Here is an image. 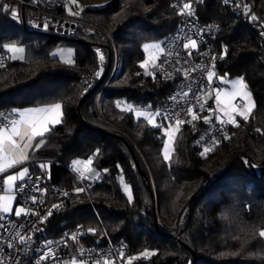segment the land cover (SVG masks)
<instances>
[{
	"label": "trees",
	"instance_id": "1",
	"mask_svg": "<svg viewBox=\"0 0 264 264\" xmlns=\"http://www.w3.org/2000/svg\"><path fill=\"white\" fill-rule=\"evenodd\" d=\"M80 1L82 7L73 3L70 13L62 0L60 12L75 22L71 36H63L28 27L34 9L17 2L13 18L14 1L0 0V43H19L25 51L23 59L0 70V109L52 103L62 108L61 123L39 137L44 144L0 173L22 166L35 172L43 164L50 184L72 192L62 210L40 222L35 246L81 225L94 243L120 242L127 264H264V36L256 30L264 25V0H242L249 6L245 18L233 0H192L201 20L218 26L215 76H240L255 104L247 120L237 116L236 124L220 127L208 152L198 141L201 126L181 124L168 160L161 129L117 105L124 100L156 110L164 102L170 84L144 72L142 45L172 34L180 13L171 0ZM57 43L73 45L72 63L51 55ZM99 66L97 82L83 87L81 74ZM77 158H89L95 174L79 193ZM121 180L131 187V201ZM143 250L150 253L141 255Z\"/></svg>",
	"mask_w": 264,
	"mask_h": 264
},
{
	"label": "built area",
	"instance_id": "2",
	"mask_svg": "<svg viewBox=\"0 0 264 264\" xmlns=\"http://www.w3.org/2000/svg\"><path fill=\"white\" fill-rule=\"evenodd\" d=\"M16 1L36 11L27 15L25 24L28 27L63 36H71L73 33L74 17L60 12L63 8L62 0ZM171 3L180 13V22L176 30L163 40L161 47L163 51L160 49L158 58L151 68V74L170 84L164 102L157 107L162 116L157 118L163 121V116L169 115L172 116L171 121L182 119L185 121L183 124L200 125L198 141L202 146L210 147L218 141L220 124L216 114L207 109L201 94L208 84L207 72L211 69L215 55L213 37L218 26L201 20L194 10L192 0H171ZM185 3L190 4V10L183 8ZM233 5L234 10L242 18L247 16L249 6L246 3L242 0H233ZM256 30L261 36L264 27L258 24ZM192 40L197 42V48L191 49L189 55V49H185L183 45L190 44ZM94 52L100 61L103 55L102 46H95ZM10 61L11 54L0 43V70ZM80 81L83 87L90 88L97 82V76L93 72H85L81 74ZM172 97L176 99L173 100ZM188 107H192L193 114L198 115L197 120H192V115L187 113ZM209 115L212 117L210 123L204 120V117ZM16 117L17 112L13 106L1 108L0 128L5 125L10 128L11 121L16 120ZM243 161L246 163L247 159L243 158ZM74 175L79 182V188H84L95 177L88 168L75 167ZM48 179V170L39 167L16 183L13 191L15 202L25 209V213L17 217L14 213L0 212V264H38V262L63 264L71 258L92 264H102L105 260H111L113 264H127L124 258L126 248L120 242L94 243L81 225L66 231L62 238L52 242L50 246L45 245L42 248L35 246L36 229L40 222L49 212L62 210L66 199L72 194L67 186L50 184ZM65 193L67 195H64ZM2 194L3 183L0 178V196ZM33 196L36 197L35 203L32 201ZM54 205L57 207H53ZM261 232H264V228ZM21 235L25 237L24 244L20 243ZM42 255L45 257L43 260L40 259ZM56 257L59 259H55Z\"/></svg>",
	"mask_w": 264,
	"mask_h": 264
},
{
	"label": "snow or ice",
	"instance_id": "3",
	"mask_svg": "<svg viewBox=\"0 0 264 264\" xmlns=\"http://www.w3.org/2000/svg\"><path fill=\"white\" fill-rule=\"evenodd\" d=\"M228 2H229V0H224L225 4H227ZM73 3H75V0H73ZM4 8H5V10H8L9 6L5 5ZM183 8L190 10V4L185 3L183 5ZM245 11H247V6H245ZM73 15H78V13H73ZM12 16H13V18L17 17V12L15 10H12ZM250 18L253 21L257 20V17L255 15H252ZM262 27H264V25H262ZM261 36H264V31L261 32ZM5 47H9L13 51H19V52L24 51L23 48L18 49L14 45H6ZM183 47L185 49H189L188 54L191 55L190 50L197 48V42L195 40H192L190 42V44L185 43L183 45ZM161 51H163V49H161ZM53 55H56V53H53ZM69 55H71L70 52H69ZM100 59H103V56H101ZM68 62L70 63L71 61H68ZM146 64H147V61H145L144 64H142L141 66L144 67ZM99 75H100V73L97 72V76H99ZM214 75H215V73L212 70H209L207 72V81H208L209 85H211V82L213 80ZM220 79L223 80L224 78L221 77ZM231 83H232L233 88L236 89V91L226 93V95H228L229 97H232V98L241 96V93L243 92L244 88H246V85L244 84L243 79L241 78V79H238L235 81H231ZM243 95L246 97H249V103H247L243 107V110L238 111L237 107L233 106L231 108V111L238 114L239 116L243 117V119L247 120L250 113L252 112L253 104L250 101V93L244 92ZM172 99L175 100L176 97H172ZM216 101H217V103L220 102V92L219 91H217ZM117 106H119V103ZM129 110H131V108ZM187 113L192 115V120H197L199 118L198 115L193 114V108L192 107L187 108ZM49 114H51V115H49ZM137 115L143 116L144 113L140 112V113H137ZM19 116H20V120H18V121L12 120L11 121V129L10 130H9L7 125L0 128V172H4L6 167L12 168L15 165L22 164L24 161H26L28 159V156L23 152V150H21L18 154L14 155L12 158H10L8 160L4 159V157H3L4 153L20 148V143H18L17 138L19 139L20 142H23V147L25 149L30 148V147H32L33 141H36L37 137H43L46 133H48L50 131V126H55V125H58L61 123V116H62L61 104L55 103V104H52V105H50L48 107H44V108L28 109L26 111L19 112ZM160 116H162V113L157 111L156 117H160ZM156 117H150L149 123H151L152 119H154ZM211 119H212L211 115L204 117L205 122L210 123ZM216 119L220 120V117L217 116ZM171 120H172V116L164 115L163 121L160 124L155 125L156 127L160 128L162 130V133L164 134V135H162L161 139H163V156H164L165 160L169 159L170 142L173 141L174 131L178 132L179 126L185 122L182 119H176L175 120V127H173ZM165 121L167 123H165ZM221 123H223V121H221ZM228 123L236 124L235 118L230 116ZM19 125H27L28 126V128L24 131L23 134L18 130ZM257 131L259 132L260 130L257 129ZM225 138H227V137H225ZM5 142H7V146H6ZM43 144H44V140L40 139L36 142L35 148L38 149ZM209 150L210 149L207 147L204 148V152H208ZM74 163L79 164L80 162L74 161ZM88 163L90 164L91 161L89 160ZM133 166L135 167V165H133ZM39 167L41 169H43V168H45V165L40 164ZM28 174H29L28 167H24L18 173L8 175L4 179L3 184L8 185L9 187L3 188V190L4 191H10L12 184L17 179L23 180ZM96 175H98V173ZM37 179H39V178H37ZM21 190H23L22 187H21ZM83 191H84L83 188H77L76 189V192H78V193L83 192ZM126 191H127V189H126ZM64 195H67V193H65ZM128 199H129V201H131V199H132L131 194H129ZM11 200H12L11 196H0V212H2V213L12 212V208L10 207ZM32 201H33V203L36 202L35 196L32 197ZM53 207H57V206L54 205ZM22 213H25V209L23 207H17L15 209V216L20 217ZM49 215H51L50 212H49ZM89 231L93 232L94 229H89ZM259 235L261 237H264V232H261ZM73 239H75V237H73ZM19 240H20L21 244H24L26 242L25 237L23 235H21L19 237ZM51 243L52 242L49 241L48 245H46V247L50 246ZM11 246L12 245H9V247H11ZM44 258L45 257L43 255L40 257L41 260H43ZM55 259H59V258L56 257ZM38 264H39V262H38ZM81 264H83V261H81Z\"/></svg>",
	"mask_w": 264,
	"mask_h": 264
},
{
	"label": "rangeland",
	"instance_id": "4",
	"mask_svg": "<svg viewBox=\"0 0 264 264\" xmlns=\"http://www.w3.org/2000/svg\"><path fill=\"white\" fill-rule=\"evenodd\" d=\"M13 1L14 2H13L12 10L17 11V4L18 3H17L16 0H13ZM71 4H73V0H64V5H65V8H66V11H68L70 13L75 11V9H73ZM74 4L76 5V9H80L82 7V3H81L80 0H75ZM162 42H163L162 39H154V40H149V41H146V42L143 43L142 47L144 49L145 55H144L143 60L141 61V65L144 64L145 61H147V64L144 67H142L145 73H147V74L150 73V70H151L152 66L154 65V63L157 60L158 51L162 47ZM6 45H14L18 49L19 48H23L24 49L22 44L15 43V42L7 43ZM5 48L11 54V57H12L11 60H21V59L24 58L25 51L19 52V51H13L9 47H5ZM69 52L71 53V55H69ZM50 53H51L52 56H57L62 62L69 63L68 61H71L70 63H72L74 61V47H73L72 44H69V43H57V44L52 46V48L50 50ZM53 53H56V55H53ZM103 58H104V56H103ZM100 62H102V59H100ZM211 70L214 71V69H211ZM102 71H103L102 67L99 66L97 69H95L93 71H87V72H93V73H95L96 76H97V72H99L100 75L97 76V79H98L102 75ZM214 73H215V71H214ZM225 76L227 77V74L226 75L225 74H221V73L217 74L216 78H215V81H218V82H222V81L225 82L226 81L227 85H224V82L222 84L224 86V88H226L229 92L236 91V89L233 88L232 83L230 84V81H235V80L241 79V77L238 76V75H233V76H231V78L229 77V79H228V77L226 78ZM221 77H223L224 79L221 80L220 79ZM207 85L210 86L209 83ZM205 91H203V92H205ZM244 92L250 93V91L247 88V86H246V88H244L243 92L241 93V96L233 98V100L227 106L224 105V107L222 106L221 110L218 109L216 111V116L220 117L219 121H224V122H226L225 124H230V123H228V120H229L230 116L234 117V114L231 111V108L233 106H236L238 111L239 110H243V107L247 103H249V97L244 96L243 95ZM205 94H206V92L204 93V96H205ZM250 101H251L252 104L254 103V100H253V97H252L251 93H250ZM119 107L121 109H123V110H126V111H132V113L136 117H139L137 115V113L143 112L144 115L140 116V117H144V118L148 119V121H149L150 117H156V113L158 111L157 109L156 110H152L148 106H143V107L137 106V105H134V104H132L130 102H127V101H124V100L119 101ZM21 108H17L16 110L19 111V109H21ZM130 108H131V110H129ZM61 113H62V111H61ZM161 122H162V120H159L156 117V118L152 119L151 125L155 126L157 124H160ZM171 123H172L173 127H175V121H171ZM161 132H162V130H161ZM176 133L177 132L174 131V133H173V141H174ZM173 141L170 142L169 158H170L171 153L173 151ZM205 147L209 148V146H203V148H202L203 151H204ZM162 154H163V145H162ZM3 157H4L5 160H8V159L12 158L13 155L11 153L10 154L4 153ZM74 161H79L80 162L79 164L80 165L83 164L82 166H85V169L86 168H91L90 164L88 163L89 158H77ZM74 164L75 165H79V164H76V163H74ZM47 166H48V164H47ZM23 168L24 167H20L15 172L18 173ZM12 174L13 173L7 174L4 177V179L8 175H12ZM2 183H3V181H2ZM15 185L16 184H14V186L12 187L13 191H14ZM120 186H121V190H122V193H123L125 198L128 199L129 194H131V196H132L131 187L129 186V184L127 182H125L124 180H121ZM7 187H9V186L8 185H4V188H7ZM126 189H127V191H126ZM4 192H5V194H4L5 196H11L12 197V200L10 202V207L12 208L13 203L15 201V196L10 191H4ZM17 207H19L18 204H17ZM149 253H150V251H148V250L141 251V255H148ZM105 261H107V260H105ZM126 261H129V259H127Z\"/></svg>",
	"mask_w": 264,
	"mask_h": 264
},
{
	"label": "crops",
	"instance_id": "5",
	"mask_svg": "<svg viewBox=\"0 0 264 264\" xmlns=\"http://www.w3.org/2000/svg\"><path fill=\"white\" fill-rule=\"evenodd\" d=\"M159 53H160V50L158 51V55H159ZM157 58H158V56H157ZM11 59H12V57H11ZM212 69V68H211ZM210 69V70H211ZM152 70V69H151ZM150 70V73L149 74H151V71ZM226 77V76H225ZM227 77H228V79H229V77L231 78V76L230 75H227ZM226 77V78H227ZM215 78H216V76L214 75L213 76V80H212V83H211V85L210 86H206L205 87V89L203 90V91H205L206 92V94H205V96H204V93L205 92H203L202 91V99H203V101L206 103V106H207V109L209 110V111H213L215 114H216V111L218 110V109H220L221 110V108H222V106L224 107V105H228L232 100H233V98L232 97H229L228 95H226V93H229V91L226 89V88H224V86L222 85L223 84V82L224 81H222V82H218V81H215ZM244 82V81H243ZM230 84H231V81H230ZM244 84H245V82H244ZM224 85H227L226 84V81L224 82ZM217 91H219L220 92V102L219 103H217V101H216V95H217ZM253 97V96H252ZM254 100V99H253ZM52 104H55V103H52ZM52 104H39V105H30V106H25V107H22L21 109H19V111H17L16 110V112H17V117H16V120L18 121V120H20V116H19V112H23V111H26V110H28V109H34V108H44V107H48V106H50V105H52ZM254 104L255 103H253V107H254ZM253 109V108H252ZM61 111H62V108H61ZM233 114H234V118H235V120H237V116H239L238 114H236V113H234L233 112ZM49 115H51V114H49ZM62 117V116H61ZM217 117V116H216ZM218 122H219V124H220V127H225V126H227V125H229V124H225L226 122H224L223 121V123H221V121H219L218 120ZM231 124V123H230ZM51 127V126H50ZM11 128V127H10ZM9 128V129H10ZM28 128V126L27 125H19L18 126V130L23 134L24 133V131L26 130ZM40 139H42V138H40ZM39 139V137H37L36 138V141H33V143H32V147H30V148H24L23 147V142H20L19 141V139L17 138V140H18V143H20V148L19 149H15V150H13V151H9V152H6L7 154H12L13 156L14 155H16V154H18L21 150H23V152L28 156V154H29V152L31 151V150H35L36 148H35V144H36V142L38 141V140H40ZM6 143V146H7V142H5ZM83 164H79V165H74L76 168H85V166H82ZM22 167H24V166H22ZM20 168V167H19ZM18 168V169H19ZM6 169H8L7 167H6ZM5 169V170H6ZM88 169H91V168H88ZM17 170V169H16ZM15 170V171H16ZM15 171H12V172H10V173H17V172H15ZM0 173H2V172H0ZM7 174H9V173H7ZM6 174V175H7ZM6 175H4V176H2L1 177V180L2 181H4V177L6 176ZM20 179H17L13 184H12V186H11V190H10V192H12V194L14 195V192H13V186H14V184H16L18 181H19ZM3 188H4V184H3ZM5 194V192H4V190H3V194H2V196ZM5 196V195H4ZM15 196V195H14ZM17 208V204H16V202L14 201V203H13V206H12V212H10V213H7V214H11V213H14L15 214V209ZM63 264H81V261L80 260H76V259H74V258H71V259H68V260H66V261H64L63 262ZM83 264H92V263H90V262H88V261H83ZM102 264H113L112 263V261L111 260H107V261H105L104 263H102Z\"/></svg>",
	"mask_w": 264,
	"mask_h": 264
},
{
	"label": "water",
	"instance_id": "6",
	"mask_svg": "<svg viewBox=\"0 0 264 264\" xmlns=\"http://www.w3.org/2000/svg\"><path fill=\"white\" fill-rule=\"evenodd\" d=\"M22 25H25V24H24V21H23V18H22Z\"/></svg>",
	"mask_w": 264,
	"mask_h": 264
},
{
	"label": "bare ground",
	"instance_id": "7",
	"mask_svg": "<svg viewBox=\"0 0 264 264\" xmlns=\"http://www.w3.org/2000/svg\"><path fill=\"white\" fill-rule=\"evenodd\" d=\"M115 70H116V66H115V69L113 70V73L115 72Z\"/></svg>",
	"mask_w": 264,
	"mask_h": 264
}]
</instances>
